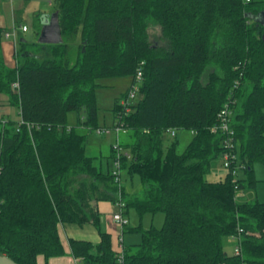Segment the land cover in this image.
<instances>
[{"label": "trees", "instance_id": "1", "mask_svg": "<svg viewBox=\"0 0 264 264\" xmlns=\"http://www.w3.org/2000/svg\"><path fill=\"white\" fill-rule=\"evenodd\" d=\"M51 1L61 43L30 54L21 40L11 68L0 27V94L19 117L0 128V254L16 264H38V257L47 264L65 254L60 224L98 228L96 204L121 200L139 217L164 215L159 229L130 227L140 241L123 245L124 264H264V203L235 199L256 182L254 164L264 165V0ZM151 26L160 30L154 40ZM126 76L132 86L114 102L113 115L129 136L118 145L120 164L138 176L136 195L125 194L113 168L94 165L87 136L78 132L97 130V81ZM137 82L138 99L126 109L120 103ZM225 107L244 178L233 182L227 171L209 182L224 139L211 130ZM70 112L76 127L67 124ZM183 130L193 133L185 151L171 143L163 154L162 136ZM239 230L241 253L229 255L224 239L236 242ZM99 237L98 244L69 240L72 256L117 264L116 243L108 233Z\"/></svg>", "mask_w": 264, "mask_h": 264}, {"label": "rangeland", "instance_id": "2", "mask_svg": "<svg viewBox=\"0 0 264 264\" xmlns=\"http://www.w3.org/2000/svg\"><path fill=\"white\" fill-rule=\"evenodd\" d=\"M50 2V3H49ZM55 10V4L51 0H21L20 3L16 4L14 8V21L16 23V46L12 52V63L5 62V65L9 68L16 66V59L14 57L15 50L19 49V42L24 40L27 44V51L32 54L37 52L40 43L39 35L44 28V26L49 25ZM16 12V14H15ZM18 12V15H17ZM26 26L27 32H21L20 27ZM11 28H5V33H11ZM151 40L156 39L160 33L159 28L156 26H151L148 30ZM9 40L3 39V42H8ZM10 42V41H9ZM3 47H1V53L3 57ZM5 58H3L4 60ZM71 63L75 62V57L71 55ZM100 85L95 90V101H96V121L97 130H102L103 134L97 132V130H87L78 128V132L85 134L87 136L85 153L87 156L93 157L94 165L100 168L103 172L113 168V159L111 157V148L118 140V145L123 144L129 140L128 133L120 130L118 138H116L113 132L114 127L117 125L118 120L113 115V106L116 99H120L123 94H125L132 86L131 77H114V78H102L97 81ZM140 82L135 84L134 89L137 90ZM13 87V86H12ZM14 89V88H13ZM16 89V88H15ZM138 99L136 95L135 98L130 99L129 102L134 104ZM119 100V101H120ZM12 121L18 122V110L15 106L7 103L6 95L0 94V122ZM67 124L69 127H76L77 125V114L75 112H70L67 115ZM116 138V139H115ZM193 138V133L188 130L177 131L176 137H171L169 134L163 135V154H166L167 149L171 143L175 144V151L178 154H182L187 145ZM123 150V147L120 146ZM222 157L221 155L214 161L211 162L208 173L205 179L209 182H217L223 180L227 170L222 167ZM121 186L125 191H134L141 189L140 181L138 176L134 175L129 177L125 169H121ZM236 178L242 179L244 175L241 171L237 172ZM253 179L256 181L252 187L240 189L235 194L236 202L238 203H252L259 202L264 203V165L261 163H256L253 166ZM129 226L131 228L137 227L141 224L144 230L154 227L159 229L164 223V215L162 213L156 214H144L141 217L133 209H128ZM127 235V234H126ZM126 235L122 233L123 237ZM140 241L138 239L126 238L123 245L128 246L130 244H137ZM137 242V243H133ZM235 242L231 238L224 239V252L229 255L234 253ZM0 264H16L11 259L0 254Z\"/></svg>", "mask_w": 264, "mask_h": 264}, {"label": "crops", "instance_id": "3", "mask_svg": "<svg viewBox=\"0 0 264 264\" xmlns=\"http://www.w3.org/2000/svg\"><path fill=\"white\" fill-rule=\"evenodd\" d=\"M20 2L21 0H0V27L8 29L12 27V25H16L14 21V8L16 7V4ZM17 15H18V12H17ZM27 30L25 32H27ZM7 40H9L10 42L8 41L5 43L2 41L1 47H3L2 48L3 58H5L4 61L6 63L7 62L12 63V59H11L12 52L15 49L16 44L12 38H9ZM0 128H1V122H0ZM120 177H121V174H120ZM139 191H140V188L138 190H134V191L131 190L129 192L125 191L124 189L125 194H130V195H136L139 193ZM96 206H97L99 217H100L98 228H96L92 223H86L82 226L74 225V224H60L59 225L58 233H59L62 246L65 251V254L62 257L48 259L47 264H84L82 259H77L72 256L70 246H69V240L71 239L81 240V241L90 242L92 244H98L100 241L99 231L110 234L111 239L114 240V244L116 243L114 247H117V238L120 233V229L114 225L111 219V215L117 212L116 204L114 203L112 204L106 201H100L98 202V204H96ZM123 214L128 219V222H129L128 210H123ZM130 229L131 228L128 225L127 229H125L123 232L124 235L127 234L126 238L128 239L133 238L134 240H137L138 234ZM126 238L123 237V243ZM133 243H137V242H133ZM37 261H38V264H44L45 262L43 257H38Z\"/></svg>", "mask_w": 264, "mask_h": 264}, {"label": "built area", "instance_id": "4", "mask_svg": "<svg viewBox=\"0 0 264 264\" xmlns=\"http://www.w3.org/2000/svg\"><path fill=\"white\" fill-rule=\"evenodd\" d=\"M245 2H250L251 0H244ZM22 32H25L27 28L25 26L20 27ZM16 36V28L15 25H12L11 33H5L4 37L5 39H9V37H15ZM141 72L140 70L137 71V78H140ZM12 88H17V83H14L12 85ZM137 90H130L128 93V96L126 99L121 101V105L125 106L126 109H128L129 100L133 99L135 97ZM230 110L225 107L220 110V112L217 114V124L212 128V133H221L224 135V139L222 141V165L223 167L230 172V174L233 177V182L237 180V172L242 168V165H240L236 152H234V132L231 129L230 126ZM3 124V122H1ZM21 123H19L20 125ZM114 132L117 134L118 131L121 130V127H114ZM16 131H18L16 129ZM98 133L102 134V130H97ZM170 135L173 137L175 134L174 132H170ZM118 141L113 145V150L115 151V162L112 170V175L114 177V181L120 185V174H121V161L120 156L122 155L120 152V148L118 147ZM126 155V153H125ZM117 212L111 215L112 222L116 227L120 229V233L117 238V247L115 250V257L117 264H124V246H123V239H122V232L125 229V227L128 225V220L123 215V202L121 200H118V202L115 203ZM241 231H238V235L234 236L236 242H235V248H234V255H240L241 253Z\"/></svg>", "mask_w": 264, "mask_h": 264}, {"label": "water", "instance_id": "5", "mask_svg": "<svg viewBox=\"0 0 264 264\" xmlns=\"http://www.w3.org/2000/svg\"><path fill=\"white\" fill-rule=\"evenodd\" d=\"M40 44H58L62 38L59 31L57 16L53 14L49 25L44 26L39 35Z\"/></svg>", "mask_w": 264, "mask_h": 264}]
</instances>
